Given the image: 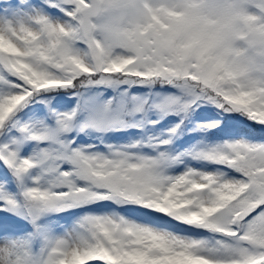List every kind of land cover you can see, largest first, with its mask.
I'll use <instances>...</instances> for the list:
<instances>
[{
    "label": "snow or ice",
    "instance_id": "6c2138e0",
    "mask_svg": "<svg viewBox=\"0 0 264 264\" xmlns=\"http://www.w3.org/2000/svg\"><path fill=\"white\" fill-rule=\"evenodd\" d=\"M0 264H264V0H0Z\"/></svg>",
    "mask_w": 264,
    "mask_h": 264
}]
</instances>
